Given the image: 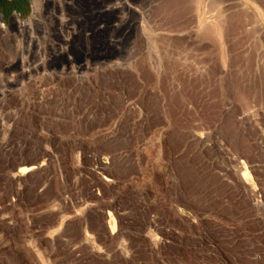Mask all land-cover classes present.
Instances as JSON below:
<instances>
[{"label": "rangeland", "instance_id": "obj_1", "mask_svg": "<svg viewBox=\"0 0 264 264\" xmlns=\"http://www.w3.org/2000/svg\"><path fill=\"white\" fill-rule=\"evenodd\" d=\"M4 1L0 264H264V0Z\"/></svg>", "mask_w": 264, "mask_h": 264}, {"label": "bare ground", "instance_id": "obj_2", "mask_svg": "<svg viewBox=\"0 0 264 264\" xmlns=\"http://www.w3.org/2000/svg\"><path fill=\"white\" fill-rule=\"evenodd\" d=\"M31 4H32V10L36 13H40V11L42 10V7H43V5H44V0H31ZM204 4V3H203ZM212 4V3H211ZM210 4V5H211ZM213 4H215V3H213ZM246 4H248L250 7H252V8H255L252 4H251V2H250V0H246ZM209 5V6H210ZM202 7H204V6H202V1H200L199 2V4H198V11H199V13H200V16L203 18V20L204 19H207V20H210L209 22H210V24L212 25V27H210L211 28V31H210V33L212 34H214L215 35V37H217V36H221V34H222V31L224 30L223 29V27L224 26H222V23H221V12H220V8H219V10H217L216 9V12L214 13V11H212V10H210V11H212L214 14H212V12H211V14L210 15H208L207 13H205V11H204V13L205 14H203V13H201L202 11H203V9H202ZM214 7H216L215 5H214ZM213 7V8H214ZM212 8V6H210L209 7V9H211ZM200 9H202V10H200ZM215 10V9H214ZM206 11H208L209 12V10H206ZM207 14V15H206ZM206 15V16H205ZM222 18H223V16H222ZM3 19V18H2ZM224 21V20H223ZM207 22V21H206ZM1 28H2V31L3 32H8V31H13V33L15 34V32L14 31H16V32H18V37L19 36H21V37H23L24 36V34L25 33H28L29 31L30 32H32L31 30V27L29 26V23H25V22H23L21 19H20V17H19V15L17 14V13H14L12 16H11V18H10V21H9V25L7 26L6 25V22L4 21V20H1ZM11 33V32H10ZM208 33V32H207ZM206 33V34H207ZM10 35H12V33L10 34ZM27 35V34H26ZM209 36V35H208ZM14 37V36H13ZM20 38V37H19ZM29 39H30V37H28ZM6 39V38H5ZM5 39H4V41H5ZM23 39V38H22ZM25 41V40H24ZM32 41V40H31ZM22 43H25V42H22ZM21 43V41H18L17 42V44H14V45H17V48H15L14 47V49H16V52L14 51V53L16 54V57L14 56V58L13 57H11V58H13V62L14 63H16V65L19 67L18 69V73H16V74H18V76L19 77H28V76H30L31 74V72L33 71V70H35V68L37 67V69L38 68H44V66L46 65V59H45V57H44V55H40V54H38L40 57L38 58L39 60H40V62L39 61H37V62H39V63H37L36 65H34L33 67H31L30 66V64H28L29 63V61H28V57L27 56H25V53L26 54H28V52H26V50L28 49V47L27 48H25V46L23 47V44ZM27 43V42H26ZM45 43V42H44ZM2 44V43H1ZM9 44H10V42H9ZM43 43H41V44H39V46H37L38 47V49H40V50H42V53L41 54H44L46 51V49L44 48L45 46L44 45H42ZM26 45H28V43L26 44ZM4 46V45H3ZM36 46V45H35ZM37 47L36 48H34V49H37ZM4 48H8V47H4ZM11 48V47H10ZM13 49V48H12ZM25 49V50H24ZM8 50V49H7ZM1 51H5V50H3V49H1V45H0V82H2L3 81V79L5 78L4 77V71H5V67H7L8 66V63H7V65H5V62H4V59H3V57L1 56L3 53H5V52H3L2 54H1ZM28 51V50H27ZM48 51V50H47ZM7 53V52H6ZM5 53V54H6ZM9 53V52H8ZM30 53H32V54H35V50H33V52H31V50H29V54ZM32 54H31V56L30 57H32ZM36 54H37V52H36ZM35 54V55H36ZM8 55V54H7ZM47 55V54H46ZM8 56H10V55H8ZM7 56V58H9ZM13 56V55H12ZM10 60H12V59H10ZM6 61V60H5ZM30 61H31V59H30ZM13 63V64H14ZM10 65V64H9ZM15 71H17V69L15 70ZM7 72V71H6ZM15 75V74H14ZM13 75V76H14ZM17 76V77H18ZM15 77V76H14ZM5 80L7 81V79L5 78ZM9 81V80H8ZM7 81V82H8ZM6 82V83H7ZM6 86V85H5ZM1 87H2V84H1ZM3 87H4V85H3ZM4 91V90H3ZM1 94V93H0ZM3 95V94H2ZM30 170V168H27V167H21L20 169H19V172L20 173H24V172H27V171H29Z\"/></svg>", "mask_w": 264, "mask_h": 264}, {"label": "trees", "instance_id": "obj_3", "mask_svg": "<svg viewBox=\"0 0 264 264\" xmlns=\"http://www.w3.org/2000/svg\"><path fill=\"white\" fill-rule=\"evenodd\" d=\"M4 0H0V7L4 4Z\"/></svg>", "mask_w": 264, "mask_h": 264}, {"label": "crops", "instance_id": "obj_4", "mask_svg": "<svg viewBox=\"0 0 264 264\" xmlns=\"http://www.w3.org/2000/svg\"><path fill=\"white\" fill-rule=\"evenodd\" d=\"M4 2H5V1H4ZM3 5H5V3H4Z\"/></svg>", "mask_w": 264, "mask_h": 264}]
</instances>
